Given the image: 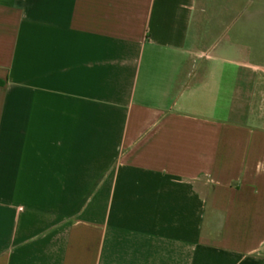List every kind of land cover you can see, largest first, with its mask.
Returning <instances> with one entry per match:
<instances>
[{"label":"crops","instance_id":"obj_1","mask_svg":"<svg viewBox=\"0 0 264 264\" xmlns=\"http://www.w3.org/2000/svg\"><path fill=\"white\" fill-rule=\"evenodd\" d=\"M264 0H0V264H264Z\"/></svg>","mask_w":264,"mask_h":264},{"label":"rangeland","instance_id":"obj_2","mask_svg":"<svg viewBox=\"0 0 264 264\" xmlns=\"http://www.w3.org/2000/svg\"><path fill=\"white\" fill-rule=\"evenodd\" d=\"M260 72H264V70H259ZM263 107H264V103H263Z\"/></svg>","mask_w":264,"mask_h":264}]
</instances>
